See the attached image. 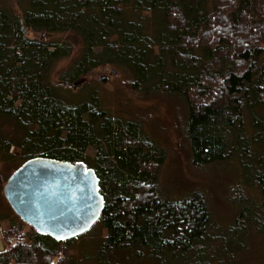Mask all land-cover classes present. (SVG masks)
I'll use <instances>...</instances> for the list:
<instances>
[{"label":"trees","instance_id":"16d2710c","mask_svg":"<svg viewBox=\"0 0 264 264\" xmlns=\"http://www.w3.org/2000/svg\"><path fill=\"white\" fill-rule=\"evenodd\" d=\"M51 34L68 37L43 39ZM71 38L82 49L60 82L110 67L146 99L185 103L195 167L230 162L238 150L257 195L238 198L236 220L264 236V0H28L20 14L0 7V164L19 160L12 176L35 159L84 164L104 199L101 245L158 261L188 257L213 220L205 195L163 194L167 154L139 119L111 114L96 92L64 97L70 90L52 78L73 55ZM4 234L0 264H53L63 247L56 244L72 241L20 226Z\"/></svg>","mask_w":264,"mask_h":264},{"label":"rangeland","instance_id":"374dc122","mask_svg":"<svg viewBox=\"0 0 264 264\" xmlns=\"http://www.w3.org/2000/svg\"><path fill=\"white\" fill-rule=\"evenodd\" d=\"M27 1L0 0V7L20 14ZM28 37L38 39L40 35L30 31ZM67 37V34H51L43 36V39L57 41L67 40ZM71 41L77 44L73 55L57 64L52 78L56 85L70 90L69 93H63L64 97L85 100L91 93L96 92L102 107L111 114L134 117L143 122L146 131L167 154L166 161L158 172V184L163 194L171 199H182L194 193H199V197L200 193L204 194L213 220L206 237L188 257L166 256L158 261L146 253L136 257V248L113 251L101 245L107 231L98 223L83 236L73 239L70 244H56L57 248L63 247L59 256L53 259V264L60 261L61 264H264V236L253 227L236 220L239 211L238 198L241 200L242 195L250 198L257 195V190L252 186L254 176L245 178L246 175L240 173L238 150H234L230 162L207 168L195 167L185 136V103L174 97L156 96L146 99L131 89L129 77L110 67L99 69L87 78L82 77L80 80L84 83L77 89L57 84L60 82L59 76L71 67L74 59L81 53L79 40L71 38ZM247 125L250 128V122ZM252 153H255L254 147ZM246 163L252 169L255 167L250 159ZM20 164L17 159L11 166L0 164V228L4 250L5 230L20 226L26 233L34 231L16 216L3 193L9 177Z\"/></svg>","mask_w":264,"mask_h":264},{"label":"water","instance_id":"95a60500","mask_svg":"<svg viewBox=\"0 0 264 264\" xmlns=\"http://www.w3.org/2000/svg\"><path fill=\"white\" fill-rule=\"evenodd\" d=\"M83 83L78 80L57 84L77 89ZM3 193L24 223L38 234L60 242L89 232L104 209L98 179L81 163L31 160L9 179Z\"/></svg>","mask_w":264,"mask_h":264},{"label":"built area","instance_id":"2783aa9c","mask_svg":"<svg viewBox=\"0 0 264 264\" xmlns=\"http://www.w3.org/2000/svg\"><path fill=\"white\" fill-rule=\"evenodd\" d=\"M4 250V246H3V233L2 230L0 228V253Z\"/></svg>","mask_w":264,"mask_h":264},{"label":"flooded vegetation","instance_id":"af4514ba","mask_svg":"<svg viewBox=\"0 0 264 264\" xmlns=\"http://www.w3.org/2000/svg\"><path fill=\"white\" fill-rule=\"evenodd\" d=\"M100 220V219H99Z\"/></svg>","mask_w":264,"mask_h":264}]
</instances>
